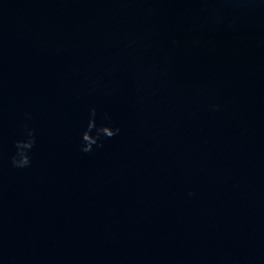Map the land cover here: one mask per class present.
<instances>
[{
    "label": "water",
    "instance_id": "obj_1",
    "mask_svg": "<svg viewBox=\"0 0 264 264\" xmlns=\"http://www.w3.org/2000/svg\"><path fill=\"white\" fill-rule=\"evenodd\" d=\"M0 264H264V0H0Z\"/></svg>",
    "mask_w": 264,
    "mask_h": 264
},
{
    "label": "clouds",
    "instance_id": "obj_2",
    "mask_svg": "<svg viewBox=\"0 0 264 264\" xmlns=\"http://www.w3.org/2000/svg\"><path fill=\"white\" fill-rule=\"evenodd\" d=\"M216 12L219 9L215 10ZM210 110H218L219 105H210ZM26 119L22 124L23 136L17 139L14 144L15 151L10 156V164L13 168H26L31 165V150L36 144L35 129L29 126L31 114L25 113ZM103 121H108L104 123ZM120 133V128L111 124V118L107 113L101 117V122L97 123V108L92 106L88 111L87 125L81 133L80 150L85 153L92 152L93 146L102 147L105 139H110ZM193 195L192 192L188 193Z\"/></svg>",
    "mask_w": 264,
    "mask_h": 264
}]
</instances>
